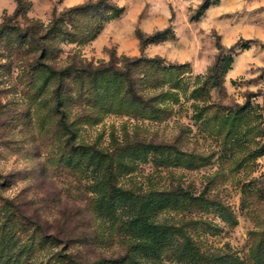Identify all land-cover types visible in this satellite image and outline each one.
<instances>
[{
  "label": "rangeland",
  "instance_id": "374dc122",
  "mask_svg": "<svg viewBox=\"0 0 264 264\" xmlns=\"http://www.w3.org/2000/svg\"><path fill=\"white\" fill-rule=\"evenodd\" d=\"M83 1L16 14L0 0V264H251L264 246V0H114L122 11L94 38L42 37L54 9ZM35 21L41 39L19 42L16 25ZM169 25L142 49L138 29ZM111 58L121 71L64 82L51 68Z\"/></svg>",
  "mask_w": 264,
  "mask_h": 264
},
{
  "label": "trees",
  "instance_id": "16d2710c",
  "mask_svg": "<svg viewBox=\"0 0 264 264\" xmlns=\"http://www.w3.org/2000/svg\"><path fill=\"white\" fill-rule=\"evenodd\" d=\"M28 3V0H17V6L15 8V13L18 14L26 9V5ZM207 2L203 3L201 6H205ZM123 9V6L119 5L114 0H86L80 3L72 4L65 8L63 11H60L57 13V11L54 9V16L50 21V24L46 27V30L44 31L42 37L45 35L52 36L55 33H66L68 35L73 36H80L86 38H94L101 28L103 27V21L107 19L111 15H116L120 13ZM90 14L91 18L98 17L99 19L96 21V23L90 25V27L87 28V31L84 32V30L79 25V16L80 15H86ZM39 21H35L33 23H28L26 26L16 25V35H18L19 42H26V43H33L35 39H41L40 34L38 33L39 29ZM9 26L5 25V23H2L0 25V33H3L5 30H9ZM137 34L140 38V46L142 49L149 43L153 41H158L161 39H165L168 36L174 35V30L172 26H166L163 28H157L152 32H144L141 29H138ZM243 46H248V43H244ZM141 56H135L134 58L141 59ZM126 59H129V56H125ZM135 59V60H136ZM233 57L229 55L228 57L224 55L222 59L220 57L216 61L213 67L211 69L213 71L218 70H226L229 67V64ZM115 58H111L109 61H102L98 63L97 65H93L92 62L86 63V65H77L74 64V62L68 63L67 65L61 67L59 70L52 68V71H59L60 75L62 76V81L65 82L64 76L69 74L71 76H81L82 73L86 71L89 75H92L96 77L95 75L98 74V72H102L105 70H114L115 72L121 71L120 69H116L115 65H112ZM224 63L222 64V62ZM80 63H84L80 61ZM125 72V71H124ZM127 73V72H126ZM59 86L56 88L57 96H59ZM60 100V99H59ZM259 151L258 153L264 152V143L261 144V146L258 147ZM119 201V199H116ZM140 209H144L145 207L143 205L139 206ZM147 218L143 216V211H140L137 209V212L135 215L132 216V223L137 225L139 230L143 231H150L153 234V239H150L147 244H149L150 247L156 246V241L159 238V235L157 234V230L154 227V224L151 223V221H148ZM178 251H181V248H178ZM130 254L132 256V259L136 260L137 262H142L136 258V255L133 253ZM252 254L254 255V259L251 261V264H264V246L256 248ZM221 258L226 260V264H242L244 262L242 259H240L238 256H232L228 257L227 254L220 255ZM153 264H160V261H152Z\"/></svg>",
  "mask_w": 264,
  "mask_h": 264
},
{
  "label": "crops",
  "instance_id": "0c3cea01",
  "mask_svg": "<svg viewBox=\"0 0 264 264\" xmlns=\"http://www.w3.org/2000/svg\"><path fill=\"white\" fill-rule=\"evenodd\" d=\"M69 3L72 2V0H68ZM99 40H101V37L99 38V35L96 37V42H99Z\"/></svg>",
  "mask_w": 264,
  "mask_h": 264
}]
</instances>
